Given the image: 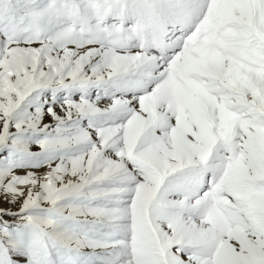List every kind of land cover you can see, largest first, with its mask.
<instances>
[{
	"label": "snow or ice",
	"instance_id": "6c2138e0",
	"mask_svg": "<svg viewBox=\"0 0 264 264\" xmlns=\"http://www.w3.org/2000/svg\"><path fill=\"white\" fill-rule=\"evenodd\" d=\"M0 264H264V0H0Z\"/></svg>",
	"mask_w": 264,
	"mask_h": 264
}]
</instances>
